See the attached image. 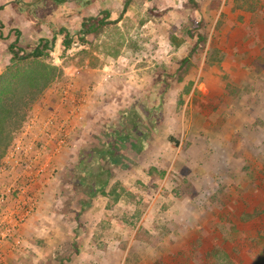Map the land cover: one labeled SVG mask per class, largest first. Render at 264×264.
Segmentation results:
<instances>
[{
  "label": "rangeland",
  "instance_id": "rangeland-1",
  "mask_svg": "<svg viewBox=\"0 0 264 264\" xmlns=\"http://www.w3.org/2000/svg\"><path fill=\"white\" fill-rule=\"evenodd\" d=\"M111 10L109 20L117 22L91 45L78 39L82 20L91 17L86 10H56L47 25L18 17L8 23L0 12V74L17 37L27 50L47 40L44 61L57 69L0 155V222L9 230L0 264H68L78 254L71 243L89 253L88 224L99 220L85 211L106 174L99 177L94 163L84 171L78 152L106 148L108 137L127 153L108 166L106 189L124 203L110 202L118 215L101 224L113 231L108 242L119 245L113 257L107 249L114 246L100 244L115 264H201L199 247L226 230L222 218L230 216L241 236L244 214L264 211V0H128ZM171 36L182 46L173 47ZM225 43L238 52L227 56ZM171 68L178 72L165 89L161 74ZM94 88L100 91L88 103ZM133 122L139 139L117 143ZM57 141L63 143L52 155ZM33 201L32 214L20 221ZM60 230L63 239L54 234Z\"/></svg>",
  "mask_w": 264,
  "mask_h": 264
},
{
  "label": "trees",
  "instance_id": "trees-1",
  "mask_svg": "<svg viewBox=\"0 0 264 264\" xmlns=\"http://www.w3.org/2000/svg\"><path fill=\"white\" fill-rule=\"evenodd\" d=\"M37 1L43 4L41 8H37L36 11H33V16L44 19L51 5H60L66 0ZM75 1L80 3L83 0ZM109 19L110 13L106 11H102L98 17L83 19L81 31L78 35L80 43L82 45H91L95 40L100 38L108 25L117 22H112ZM185 34L187 37L193 38V32L191 30H187ZM54 40L55 36L52 37L51 41ZM202 42H205L204 36L199 34L197 43ZM170 43L173 47L178 48L184 41L181 38L171 36ZM63 45L65 48L70 46L67 35L64 38ZM50 49L48 41L44 39L40 40L36 46L31 47L30 50L19 46L18 37L14 42L7 45L10 60L6 64L5 70L0 74V155L6 148L12 133L18 128L20 119L23 118L24 109L37 99L39 94L57 76V69L49 66L44 61L50 58ZM187 61L188 59L185 58L182 60L181 64L187 63ZM177 72L178 69L174 68L162 72L161 76L164 79L163 85H165V89L170 84V80L176 76ZM158 108H160V105H158ZM138 127V124L134 123L131 132L122 133L117 143L121 141L119 144L125 143L128 146L132 144L131 142L135 143V138L137 137V139H139L138 137L142 134L138 130ZM137 132L140 133L138 134ZM112 140L111 137L107 138L106 143L108 147L106 148L98 149L94 152L89 151V149L86 151L83 149L78 155L79 166H88L83 167L84 171L91 168V163H94L98 168L99 177L106 174V178L103 182L98 184L96 189L89 195L90 197H94L97 193L106 195L105 189L111 177L108 166L113 165L114 159L116 160L119 158L118 156L122 155V151L119 150V148L117 149L116 146L113 147V144H116V142L113 143ZM97 154L100 156L101 162L96 161V157H98ZM243 191V188H241L240 190L238 189V191L236 190L235 193L239 195ZM228 217L225 216L221 220L222 226L225 227L226 230H222V232H219L214 237L207 236L208 239H206V243L209 244L207 248L205 246L199 247L201 264H264V211L254 213L252 216L244 214L241 220L243 223L242 234L245 232H254L253 236L242 234L241 236H237L238 234L235 233L238 232V229H234L231 226V221ZM228 225H230L231 228H227ZM71 245L74 247L73 252L77 253L78 250L75 244L71 243ZM181 255L185 256L184 250ZM62 261L63 259L59 261L60 264H63ZM181 263L182 262H178V264ZM158 264L162 263L159 262Z\"/></svg>",
  "mask_w": 264,
  "mask_h": 264
},
{
  "label": "crops",
  "instance_id": "crops-1",
  "mask_svg": "<svg viewBox=\"0 0 264 264\" xmlns=\"http://www.w3.org/2000/svg\"><path fill=\"white\" fill-rule=\"evenodd\" d=\"M89 1V2H88ZM83 0L82 2H76L75 0H66L64 3L60 4V5H51L47 12L45 14L44 19H39L37 17L33 16V11H36L37 8H41L42 4L41 2H38L37 0H0V12H4L5 13V18H8V23L10 21V19H12L13 17H18V20H23L25 22L28 23V20L30 23L33 24H50L51 21V17L54 16L55 11L59 10V9H66L68 7L71 8H77L80 10H86L87 12H90V16L91 17H98L99 14L102 11H106V12H110L112 11L111 9L114 8H118L121 7V9L123 8V6L126 5V1L128 0ZM91 2V3H90ZM84 3V4H83ZM87 3V4H85ZM35 9V10H34ZM30 12V14H29ZM100 12V13H99ZM8 13V16L6 17ZM11 13H13L11 15ZM111 16V14H110ZM246 26V24H245ZM237 40L236 38L229 40L227 43H232L233 41ZM225 43V48L224 51L227 53V56L232 55L237 53V50H233L232 47L228 48L231 44ZM182 45H180L181 47ZM179 48V47H178ZM0 59H2L0 57ZM105 69H103L102 71H104ZM95 92H88L86 95V100L89 103L91 101V99H93V95H95V93H99L100 89L99 88H94ZM134 126V122L132 124V128ZM137 140V137L135 138ZM84 149V148H83ZM81 148V150H83ZM85 151L88 149H84ZM80 153V151L78 152V154ZM121 154L123 156L127 155V153L125 152V150L121 152ZM112 166V165H111ZM122 169L126 168L124 165L121 166ZM111 181V180H110ZM110 181L106 187V189H108V187L110 186ZM105 189L106 195H101V196H95L92 197L90 204L88 205L87 210L85 211V216L87 215L88 217L94 218L99 220L98 223H95L94 225L92 223L93 219L89 222L88 226L89 228L87 229V238L84 239V244L83 247H89L90 250L89 253H87V255H81V252H77L78 254L75 257H71V261L68 264H115V262H112V260H109V257L107 256V251L106 248H102L100 247V244L103 243V246H105L106 244L109 245L110 242H108V238H110L111 235H113V231L110 229L109 231L107 230H103L101 228V224L103 222L104 224V220H107V218H109L111 216V214L114 213V211L116 210V208L114 209L113 212H109V206H110V202L111 203H124V196H119L116 198H113L109 193H107V190ZM46 202V198L41 201V206H40V210L44 209V203ZM97 209H101L98 210V213L95 214V212L97 211ZM114 215H118L114 213ZM119 217V216H118ZM120 218V217H119ZM103 220V221H101ZM99 224V225H97ZM39 230V229H37ZM43 230V229H42ZM50 231V230H49ZM49 231H46L45 228L43 230L44 234H48ZM41 234V233H40ZM56 235V237L63 239V237L65 235H67V232H65V230H60L59 234H56V231L54 233ZM102 235H104V237H101ZM98 238V239H96ZM112 239V238H111ZM118 241V240H116ZM106 243V244H104ZM110 245L114 246V250L112 249H107L110 250L113 253V257H115V253L118 251V246L116 243H111ZM60 250V248H57ZM56 249V250H57ZM80 249V247L78 248ZM77 249V250H78ZM81 250V249H80ZM104 255L102 258L98 257V258H93V255ZM84 256V257H83ZM74 259V260H73ZM60 260H62L61 258H58V264H60ZM122 261V260H121ZM10 262V261H9ZM63 264H67V262L65 260L62 261ZM9 264V263H8ZM116 264H123L122 263H116Z\"/></svg>",
  "mask_w": 264,
  "mask_h": 264
},
{
  "label": "built area",
  "instance_id": "built-area-1",
  "mask_svg": "<svg viewBox=\"0 0 264 264\" xmlns=\"http://www.w3.org/2000/svg\"><path fill=\"white\" fill-rule=\"evenodd\" d=\"M52 119L53 118H51L50 120H48L45 125L47 126V125L51 124ZM59 129H60L59 121H57V123H56V131L59 130ZM62 143H63V141H57V147L56 148L53 147V151L51 152L52 155H55V154H58L59 153ZM35 159H39V157H35ZM41 170H42V168H41ZM29 205H30V207H28V208H26V209L23 210V213L21 214V216L19 218L20 221H22L23 219L27 218L30 214H32V211H33V207L35 205V202L33 201ZM0 210H1V207H0ZM0 215H2V214L0 213ZM0 230H2L0 232V236H3V238L1 237V239H0V244H1V242H2L1 240L2 239L8 238V231H9L8 230V222H5V225L4 226H2V222H0Z\"/></svg>",
  "mask_w": 264,
  "mask_h": 264
}]
</instances>
